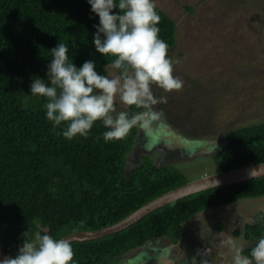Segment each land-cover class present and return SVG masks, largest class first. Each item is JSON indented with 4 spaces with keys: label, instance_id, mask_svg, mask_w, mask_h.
Returning <instances> with one entry per match:
<instances>
[{
    "label": "trees",
    "instance_id": "trees-1",
    "mask_svg": "<svg viewBox=\"0 0 264 264\" xmlns=\"http://www.w3.org/2000/svg\"><path fill=\"white\" fill-rule=\"evenodd\" d=\"M156 11L169 55L178 44L177 24ZM98 22L87 0H0V259L16 254L26 232V239L36 233L59 239L98 231L189 183L180 169L157 168L149 158L127 175L139 127L105 143L106 129L97 121L87 136L68 140L46 119V100L30 95L32 79L45 77L49 50L58 42L68 46L78 67L95 60L97 72L108 75L112 57L105 59L92 43ZM215 163L221 172L264 163V123L231 133ZM261 198L264 177L190 196L115 235L71 243L73 262L120 264L145 246L160 250L169 238L177 246L187 237L185 225L199 214ZM242 232L253 247L264 237V212Z\"/></svg>",
    "mask_w": 264,
    "mask_h": 264
},
{
    "label": "rangeland",
    "instance_id": "rangeland-1",
    "mask_svg": "<svg viewBox=\"0 0 264 264\" xmlns=\"http://www.w3.org/2000/svg\"><path fill=\"white\" fill-rule=\"evenodd\" d=\"M154 3L177 24L178 44L169 56L179 61L174 75L183 86L164 92L153 85L154 94L167 97V103L155 106L162 119L139 133L126 173L149 158L157 168L180 169L193 182L221 172L215 157L226 149L231 133L264 123V0ZM107 72L111 76L117 70ZM116 107L129 111L132 106L121 104L117 97ZM261 212L264 198L203 212L185 225L188 234L179 246L166 238L169 242L161 243L165 245L160 250L145 246L120 264L158 263L160 256L169 264H219L221 258L223 264H231V254L221 241L234 239L244 251L252 247L242 231ZM221 222L224 225L218 229Z\"/></svg>",
    "mask_w": 264,
    "mask_h": 264
},
{
    "label": "clouds",
    "instance_id": "clouds-1",
    "mask_svg": "<svg viewBox=\"0 0 264 264\" xmlns=\"http://www.w3.org/2000/svg\"><path fill=\"white\" fill-rule=\"evenodd\" d=\"M87 3L99 18L93 26L95 51L105 59L112 57L105 69L117 70L116 74L97 72V62L91 59L78 67L69 59L68 46L58 42L49 50L51 59L45 77L32 79L30 95L46 100V119L60 127L68 140L87 136L97 121L106 129L102 133L105 143L124 138L134 127L151 130L163 116L155 106L167 103V97L154 94L153 85L164 92L183 86L174 75V64L179 61L168 55V45L159 37L160 16L154 0ZM117 97L121 104L143 111H117ZM26 236L27 232L16 254L4 256L0 264H74L68 240L40 233L34 239ZM221 246L228 248L231 264H264V237L256 241L248 255L234 239L221 241ZM219 264H223L222 258Z\"/></svg>",
    "mask_w": 264,
    "mask_h": 264
},
{
    "label": "water",
    "instance_id": "water-1",
    "mask_svg": "<svg viewBox=\"0 0 264 264\" xmlns=\"http://www.w3.org/2000/svg\"><path fill=\"white\" fill-rule=\"evenodd\" d=\"M264 177V163L253 165L245 168L235 169L227 172H220L214 175H209L201 179L189 182L186 185L174 189L150 203L146 204L124 220L98 231H83L71 234L63 239L71 243L90 242L103 239L117 233H120L135 224L139 223L148 216L154 214L158 210L179 202L182 199L190 196L225 187L234 184H239Z\"/></svg>",
    "mask_w": 264,
    "mask_h": 264
},
{
    "label": "flooded vegetation",
    "instance_id": "flooded-vegetation-1",
    "mask_svg": "<svg viewBox=\"0 0 264 264\" xmlns=\"http://www.w3.org/2000/svg\"><path fill=\"white\" fill-rule=\"evenodd\" d=\"M154 123L157 124V121L154 122ZM161 128H163V127H161ZM141 130H142V129H141ZM142 131H143V130H142ZM144 131H146V130H144ZM161 131H162V130H160V131L157 130L158 133L161 132ZM197 217L199 218V217H201V216L198 215ZM194 219H197V218L195 217ZM194 219H193V220H194ZM193 220H192V221H193ZM247 224H249V223H246V224L244 225V229H245V227H246ZM184 239H185V238H184ZM243 239H245L244 236H243ZM245 241H247V240L245 239ZM247 242H248V241H247ZM181 243H182V240L180 241V243H179L177 246H179ZM174 247H175V246H174ZM174 247H173V248H174ZM140 249H141V248H140ZM208 249H209V250H212L210 247H209ZM171 250H172V249H171ZM169 251H170V250H169ZM177 251H180L179 247L177 248ZM207 253H208V252H207ZM207 253L204 254V256H205L204 258H205V259H206L207 256H208ZM208 254H209V253H208ZM175 255H176V254H175ZM160 258H161V260H159L158 263H152V264H169V263L164 259V256H163V257L160 256ZM177 260H178V259L176 258V261H177ZM173 262H174V261H173ZM183 262H184V260H183ZM150 264H151V262H150Z\"/></svg>",
    "mask_w": 264,
    "mask_h": 264
}]
</instances>
